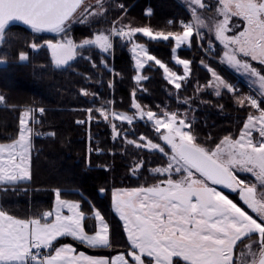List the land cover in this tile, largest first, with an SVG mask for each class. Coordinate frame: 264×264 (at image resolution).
Returning a JSON list of instances; mask_svg holds the SVG:
<instances>
[{
  "label": "snow or ice",
  "instance_id": "obj_1",
  "mask_svg": "<svg viewBox=\"0 0 264 264\" xmlns=\"http://www.w3.org/2000/svg\"><path fill=\"white\" fill-rule=\"evenodd\" d=\"M97 3L98 10L93 12L90 11V0H0V41L5 39L7 26L16 21L33 32L62 34L61 41H46L55 64L61 66L67 65L79 49L95 47L102 54H109L114 47V37L133 42L137 34L152 42L174 41L172 52L175 54L182 45L191 47L194 40L197 43L204 40L200 29L208 28L209 32H214L215 40L223 45L221 63L237 71L243 69L259 82V96L237 98L241 107L250 106L259 115H247L237 138L225 135L218 143L213 142L215 147H205L197 142L192 121L186 122L177 112L158 115L151 110L143 111L135 102L133 91L132 108L137 110L141 120L146 119L152 124L156 139L162 143L145 136L140 137V142L128 140L127 133L118 130L116 124L111 125L113 139L123 136L125 143L141 151L160 153L165 164L151 171L166 179L149 187L112 192V206L124 222L126 248L108 255L91 256L77 252L71 243L56 247L64 237H71L78 244L93 249H112L113 244L109 224L99 210L92 207L95 224L89 229L84 223L86 214L79 210L80 203L62 199L61 190L55 189L57 207L43 212L38 218L18 219L0 210V264H181V261L183 264H238V242L244 244L246 240L249 241L245 245L248 252L239 253L240 264H264V75L261 74L264 70V0H219L221 7L217 11L224 19L214 24H205L193 7L195 23L181 22V32L153 31L148 26L130 27L122 21H114L111 29L98 30L92 38L75 43L69 38L71 26L87 24L90 17L103 15L99 0ZM190 4L206 7L202 0H190ZM119 7L124 9L122 4ZM146 14L150 16L151 11ZM233 16L241 18L243 30L227 35L232 31L229 20ZM31 47L36 49L38 45L33 43ZM131 51L137 73L146 63L158 66L168 83L174 84L177 90L191 75L193 62L189 59L175 60L177 65L183 66V74L178 75L150 54L144 44L133 42ZM211 51L212 40L209 39L206 52ZM249 57L262 68L254 67ZM27 59L25 53L19 54L20 61ZM200 63L213 78L207 87L213 88L216 96L221 95L220 89L235 91L214 68L204 60ZM101 64L107 69L106 58L101 59ZM134 79L139 84L147 77L137 74ZM108 87L111 89L113 84L109 83ZM82 94L89 95L87 92ZM3 102L5 97L0 94V103ZM45 111L42 107L21 111L18 138L11 143H0V185L15 186L31 179V138L38 133L30 125L39 123L37 115L42 116ZM86 111L88 120H79L78 124L94 118L92 108ZM95 111L108 120L106 113L110 109L102 106ZM112 116L122 123L133 124V116L116 112ZM143 164V160L136 164L133 174ZM241 172L251 173L258 183L241 178ZM174 176L179 179H173ZM223 189L236 193L242 204L234 202ZM98 191L103 194L106 190ZM65 208L69 215L63 214Z\"/></svg>",
  "mask_w": 264,
  "mask_h": 264
},
{
  "label": "trees",
  "instance_id": "obj_2",
  "mask_svg": "<svg viewBox=\"0 0 264 264\" xmlns=\"http://www.w3.org/2000/svg\"><path fill=\"white\" fill-rule=\"evenodd\" d=\"M104 5L105 14L90 18L87 24L76 23L70 33L75 43L85 38H92L98 30L107 31L113 27L114 21L130 27L148 26L153 31L181 32V22H190L191 17L176 0H115ZM124 5L122 10L119 5ZM151 11V15L146 13ZM120 25L118 24L117 27ZM56 41L54 36L33 32L19 23L7 26L5 39L0 46V94L5 102L0 103V143H11L18 138V117L21 111L28 108H44L40 121L30 125L38 133L32 136V156L30 161L31 179L15 186L0 185V210L18 219H32L42 216L45 211L55 207V189H60L62 199L80 203V211L86 214V223H95L92 207L99 210L109 224L113 248H88L73 241L71 237L61 238L56 247L71 243L77 252L86 255L102 256L123 251L127 246V236L123 224L115 214L111 203L114 190L149 187L166 179L151 171L165 164L158 152L141 151L132 144L125 143L123 136L113 139L112 124L118 130L127 133V139L140 142L145 136L153 142L156 133L149 122H135L132 125L119 123L109 115L113 112L126 115L134 114L132 108L135 91V102L143 111L151 110L158 115L164 112H177L180 118L192 121L197 134V142L205 147H215L225 135L233 138L239 136L247 115H259L250 106L241 107L238 97H247L251 91L238 84L240 92H228L221 89L216 96L208 82L211 74L201 65L204 60L229 84L235 78L217 61L221 58L223 48L216 43L215 50L206 53L207 41L195 40L191 47L179 49V59H189L191 75L181 82L179 90L165 79V73L158 66L149 63L141 75L147 77L139 84L130 49L132 43L144 44L149 53L156 56L178 75L183 74V67L177 65L173 58L172 48L175 42H152L141 34H137L133 42L115 38L113 50L102 54L98 49H79L77 58L67 67L54 65L46 41ZM38 45L36 51L31 45ZM27 55V63H21L19 54ZM106 58L107 69L101 64ZM93 64L96 67H93ZM256 66L260 67L259 64ZM109 83L113 84L110 89ZM82 92H87L85 96ZM237 92V93H236ZM102 106L110 109L106 113L108 120L96 112ZM264 107V105H262ZM92 108L93 119L85 124L79 120H88L87 109ZM54 133V135H52ZM215 142V143H213ZM168 150V149H166ZM141 160L143 167L133 174V167ZM252 181V178L240 175ZM173 179H179L174 176ZM105 189L101 194L98 190ZM235 202L240 203L237 194L223 189ZM238 242L236 256L241 245Z\"/></svg>",
  "mask_w": 264,
  "mask_h": 264
},
{
  "label": "rangeland",
  "instance_id": "obj_3",
  "mask_svg": "<svg viewBox=\"0 0 264 264\" xmlns=\"http://www.w3.org/2000/svg\"><path fill=\"white\" fill-rule=\"evenodd\" d=\"M176 1H177L182 7L185 8L186 12H187L188 15L191 17V21H190L189 23H195V19H194V16H193V14H192V8H193V7H196V15H198V16L204 21L205 24H214L216 21H220V20H223V19H224V16L221 15L220 13H218V11H217V9H218L219 7H221V5L219 4V0H202V3H204V4L206 5L205 8H199V6H193V5H191V4H190V0H176ZM107 3H112V6H113L114 8L117 7V6H116L117 4H115V0H99V4L102 5V8H100L99 10H101V11L103 12V15H104L105 12H106L105 9H104V5L107 4ZM90 5H91V7H90V11L95 12V11L98 10V7H99V6H98V3H97V0H90ZM103 15H101V17H102ZM90 18H91V17H90ZM91 19H92V18H91ZM75 24H76V23H74L72 26H74ZM72 26H71V28H72ZM179 26L182 27V23H180ZM229 26L231 27L232 31L226 33L227 35H233V34H235L237 31H242V30H243V22H242V20H241L240 17H236V16L231 17L230 20H229ZM70 30H71V29H70ZM195 30H196V29L194 28V31H195ZM200 31H201L202 33H204V40L199 41L200 45H201V46H205V45H203V42H204V41H207V48H208V41H209V39H211V40H212V51H211V53H212V52L215 50V46H214V45H215L216 43H219V44H220V42L217 41V40H215L214 32H209L208 28H201ZM41 33H42V34H49V35H51V36H54V37L56 38V41L53 42V43H56L57 41H61L62 38H63V37H62V34H57V33H53V32H41ZM69 38H71V39L73 40L70 31H69ZM115 38H116V37H114L113 40H114ZM2 42H3V41H0V46H1V43H2ZM184 46H186V45H182L181 48H183ZM220 46L223 48V45H222V44H220ZM45 47H47V44H45ZM47 48H48V47H47ZM181 48H179V49H181ZM207 48L204 47L205 52H206V49H207ZM37 49H38V48L33 49V50L36 51ZM48 49H49V48H48ZM131 49H132V47H131ZM131 49H130V52H131V55H132V58H133V53H132ZM179 49H177L176 53L174 54V58H173L174 62H175L176 59H179L178 56H177V52H178ZM49 51H50V54H51L52 59H53V62H54V55H53V52H52L51 49H49ZM223 51H224V49H223ZM206 53H209V52H206ZM141 56H143V53H141ZM222 57H223V53H222L221 58H222ZM76 58H77V55H76L72 60H70V61L68 62L67 65L57 66V65L55 64V62H54V65H55L56 67H59V68H64V67H67L69 64H71L73 61H75ZM221 58H220L217 62H218V63H219L224 69H226L228 72H230V74H232L233 77L235 78V82H234V84H232V85L234 86L235 91L240 92V91H241V90H240L241 88L238 90L237 85H238V84H243V86H245L246 88H248V89L251 91V94H252V93H256V94H258V96H259V92L261 91V89H260L259 82L256 80V78L248 76V75L243 71V69L237 71L235 68H232L231 66H229V65H227V64H222V63H221ZM248 59H249V61L251 62V64H252L254 67H257L258 69H261V68H262V66H260V67L256 66V64H258L257 61H251V60H250V57H249ZM27 60H28V59H27ZM27 60H26V61H21V63H27ZM133 60H134V59H133ZM146 65H148V63H146L145 66H146ZM134 66H135V61H134ZM145 66H144V67H145ZM182 67H183V66H182ZM142 69H143V68H142ZM142 69H140V70H139V73H137V74H139L140 76H142V75H141V71H142ZM261 74L264 75V70L261 71ZM212 80H213V79H212ZM173 85H174V84H173ZM211 89H212L213 92L215 91L213 88H211ZM220 91H221V89H220ZM235 91H234V92H235ZM237 92H236V93H237ZM125 115H126V114H125ZM109 116H110L113 120H115L116 122L122 123L120 120L115 119L112 115H109ZM128 116H133V117H134L133 124H134L135 122H139V121L147 122L146 119H145V120H141V119L139 118V113H137V110H136V109H135L134 114H131V115H128ZM123 123L128 124L126 121L123 122ZM128 125H129V124H128ZM131 125H132V124H131ZM161 131H163V129H162ZM254 135H255V136H258V133H254ZM32 151H33V146H32V138H31V149H30V153H29V159H30L31 156H32ZM4 158L6 159V156H5ZM239 175L249 176L250 178H252V180L254 181V183H258V182L255 180V177L252 176L251 173H243V172H241ZM25 181H29V180H25ZM22 182H23V181H22ZM217 187L219 188L220 186H217ZM225 190L228 191V192L231 193V194H236V193H232L229 189H225ZM230 198H231V197H230ZM238 198H239V196H238ZM232 199H233V198H232ZM233 200H234V199H233ZM234 202H235V201H234ZM240 203L242 204L241 201H240ZM55 207H57L56 202H55ZM55 207H54V208H55ZM79 210H80V209H79ZM114 211H115V210H114ZM249 211H250V210H249ZM62 212H63L64 215H69V214H70L66 208H65V209H62ZM115 214H116V215L118 216V218L120 219L119 214L116 213V212H115ZM120 220H121V219H120ZM121 222H122V224H124V222H123L122 220H121ZM94 224H95V223H92V224L90 225V227L92 228V227L94 226ZM91 228H90V229H91ZM126 236H127V234H126ZM254 250L258 251V248L254 246ZM46 251H47V250H46ZM241 251H243L245 254H247L248 250H247V248L245 247V245H241V247H240V249H239V252H238V255L236 256V257H237V260H238V264H240V260L242 259V258L240 257V255H239V253H240ZM248 259L250 260L251 257H248ZM181 264H183L182 261H181Z\"/></svg>",
  "mask_w": 264,
  "mask_h": 264
},
{
  "label": "water",
  "instance_id": "obj_4",
  "mask_svg": "<svg viewBox=\"0 0 264 264\" xmlns=\"http://www.w3.org/2000/svg\"><path fill=\"white\" fill-rule=\"evenodd\" d=\"M13 23H19V24H22L23 26L29 28L27 25L23 24L22 22H19V21H16V22H13ZM12 24V23H11ZM30 29V28H29ZM44 32H47V31H44Z\"/></svg>",
  "mask_w": 264,
  "mask_h": 264
},
{
  "label": "crops",
  "instance_id": "obj_5",
  "mask_svg": "<svg viewBox=\"0 0 264 264\" xmlns=\"http://www.w3.org/2000/svg\"><path fill=\"white\" fill-rule=\"evenodd\" d=\"M30 161H31V158H30ZM23 182H27V181H23ZM21 183V182H20ZM90 234H91V232H90ZM46 251V250H45ZM70 255H73V254H70Z\"/></svg>",
  "mask_w": 264,
  "mask_h": 264
},
{
  "label": "built area",
  "instance_id": "obj_6",
  "mask_svg": "<svg viewBox=\"0 0 264 264\" xmlns=\"http://www.w3.org/2000/svg\"><path fill=\"white\" fill-rule=\"evenodd\" d=\"M252 95H257L258 96V94H256V93H252Z\"/></svg>",
  "mask_w": 264,
  "mask_h": 264
}]
</instances>
